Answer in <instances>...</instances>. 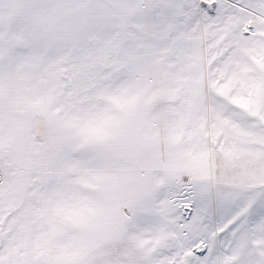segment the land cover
<instances>
[{
	"label": "snow or ice",
	"instance_id": "6c2138e0",
	"mask_svg": "<svg viewBox=\"0 0 264 264\" xmlns=\"http://www.w3.org/2000/svg\"><path fill=\"white\" fill-rule=\"evenodd\" d=\"M0 264H264V0H0Z\"/></svg>",
	"mask_w": 264,
	"mask_h": 264
}]
</instances>
